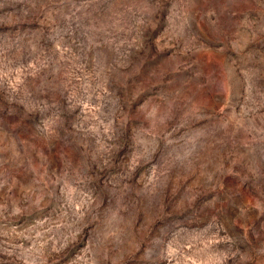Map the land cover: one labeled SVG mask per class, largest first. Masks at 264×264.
Listing matches in <instances>:
<instances>
[{"label":"rangeland","instance_id":"374dc122","mask_svg":"<svg viewBox=\"0 0 264 264\" xmlns=\"http://www.w3.org/2000/svg\"><path fill=\"white\" fill-rule=\"evenodd\" d=\"M0 264H264V0H0Z\"/></svg>","mask_w":264,"mask_h":264}]
</instances>
